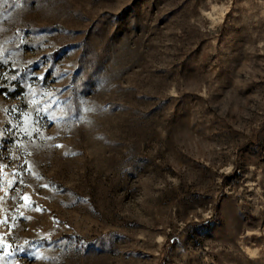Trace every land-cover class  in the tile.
I'll return each mask as SVG.
<instances>
[{
    "label": "rangeland",
    "instance_id": "1",
    "mask_svg": "<svg viewBox=\"0 0 264 264\" xmlns=\"http://www.w3.org/2000/svg\"><path fill=\"white\" fill-rule=\"evenodd\" d=\"M0 264H264V0H0Z\"/></svg>",
    "mask_w": 264,
    "mask_h": 264
},
{
    "label": "snow or ice",
    "instance_id": "2",
    "mask_svg": "<svg viewBox=\"0 0 264 264\" xmlns=\"http://www.w3.org/2000/svg\"><path fill=\"white\" fill-rule=\"evenodd\" d=\"M45 187H47V185H45ZM25 199L27 200V197H25Z\"/></svg>",
    "mask_w": 264,
    "mask_h": 264
}]
</instances>
